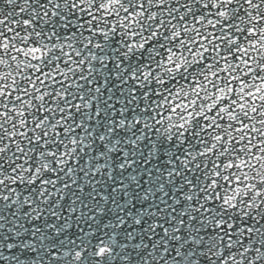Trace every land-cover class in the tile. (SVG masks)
Wrapping results in <instances>:
<instances>
[{
  "label": "snow or ice",
  "instance_id": "6c2138e0",
  "mask_svg": "<svg viewBox=\"0 0 264 264\" xmlns=\"http://www.w3.org/2000/svg\"><path fill=\"white\" fill-rule=\"evenodd\" d=\"M0 264H264V0H0Z\"/></svg>",
  "mask_w": 264,
  "mask_h": 264
}]
</instances>
